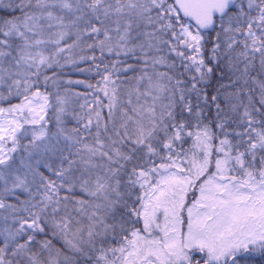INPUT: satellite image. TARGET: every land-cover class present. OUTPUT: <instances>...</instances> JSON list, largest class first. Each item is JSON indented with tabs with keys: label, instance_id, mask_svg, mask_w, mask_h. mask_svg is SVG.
Returning <instances> with one entry per match:
<instances>
[{
	"label": "snow or ice",
	"instance_id": "1",
	"mask_svg": "<svg viewBox=\"0 0 264 264\" xmlns=\"http://www.w3.org/2000/svg\"><path fill=\"white\" fill-rule=\"evenodd\" d=\"M0 264H264V0H0Z\"/></svg>",
	"mask_w": 264,
	"mask_h": 264
}]
</instances>
